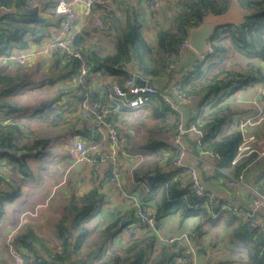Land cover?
Segmentation results:
<instances>
[{"label":"trees","instance_id":"1","mask_svg":"<svg viewBox=\"0 0 264 264\" xmlns=\"http://www.w3.org/2000/svg\"><path fill=\"white\" fill-rule=\"evenodd\" d=\"M237 1L249 10V15L239 25L217 27L209 39L210 50L192 70H188L187 66L183 71L184 65L180 66L183 74L178 81L186 94L198 96L195 104L187 108L185 121L186 127L195 124L202 133L199 142H192L194 151H210L217 155L219 164L231 168L233 177H237L239 172L245 175L250 163L261 164V173H257L249 184L252 188L264 190V156L256 160L249 156L232 164L241 142V133L238 129L227 130L224 127L234 111L227 98L234 91L264 79V0ZM54 3L52 2V7ZM229 3L230 0H173L160 9L153 10L142 0H127L115 5V11L108 9L104 13L100 28L95 26V19L90 18V23L73 38V46L81 49L88 58L87 83L83 92L87 91L91 100L104 101L107 87L113 83L122 84L132 74L148 76L150 79L161 76L170 78L177 70L175 65L181 55L179 46L187 40L188 29L197 26L208 13L224 12ZM0 4L13 9L0 14V43H4V49L27 46L28 42L25 43L23 39L25 34H29L34 41H40L48 34L50 26H57V22H52V17L47 16V12L43 10L44 5L40 14L38 6H33L30 0H0ZM159 15L163 16L162 22L158 20ZM147 29H153L152 40L148 39ZM93 35L97 40L89 41ZM108 37H111L109 42L112 46L109 52L108 47L97 44L100 39L108 40ZM235 55L246 59L244 64L234 61L232 65L224 66V61ZM77 68V60L59 51L53 53L50 64L43 71L38 67L33 70L19 66L12 70L0 67V162L3 161L5 169L7 168V173L0 171V217L4 204L12 202L19 195V186L12 185L8 174L31 176L32 168L28 160L39 156L42 158L40 150L49 144L48 138L36 135L37 130L43 125L56 126L60 123L85 121L76 103L82 95L70 83ZM33 73L38 75L36 80L32 79ZM95 73L107 74L110 78L108 84L100 87L90 84V78ZM20 89H25L22 91L29 94L27 97L31 96L30 99H40L32 100L35 103L33 106L14 100ZM152 101L150 113L158 122L147 129L142 149L148 154V158L134 170V176H138L150 188H163L162 197L153 212L156 225L168 213H179L182 218L208 217V212L187 189V185H181L177 174L184 170L170 165L176 155L175 149L162 141V135H172L175 132L178 113L158 96H153ZM22 115L27 117L26 123L18 122L17 119ZM32 122L36 124L32 125ZM78 132L90 139L91 143L97 141L98 135L86 124ZM119 139L121 142V136ZM128 139V136L127 139L124 137L126 143ZM121 149L130 152L131 146L124 144ZM105 151L100 147L99 152L90 153L97 158ZM95 196L96 189L93 188L79 198L73 195L69 197V203L64 207L66 210L56 224L59 239L56 245L60 249L53 255V248L44 247L46 257L37 256L38 264L72 262L71 256L77 254L84 245L87 232L84 222L96 202ZM240 220L242 224L237 229L240 232L238 237L250 245L248 260L252 264H264L261 233L247 232L241 217ZM115 224L116 222L109 224L103 233H108ZM28 236L29 240H37L32 238L33 234ZM24 238V235L16 234L13 242L23 243ZM151 242L150 240L149 245L143 246L134 241L124 256L109 253L95 258L93 264L190 263L189 260H182L185 257L182 246H178L177 252L163 247L160 253L151 256L146 249H151Z\"/></svg>","mask_w":264,"mask_h":264},{"label":"crops","instance_id":"2","mask_svg":"<svg viewBox=\"0 0 264 264\" xmlns=\"http://www.w3.org/2000/svg\"><path fill=\"white\" fill-rule=\"evenodd\" d=\"M30 1L33 6H38L40 14H42V6L44 5L43 10L47 12V16L52 15L51 11L53 7L51 5L55 0ZM132 1L133 0H131V2ZM76 3V9L81 14L83 5L80 2ZM166 3L167 2H164L163 4ZM112 6L113 4L110 7ZM10 10L11 8L7 10L2 9L0 10V14ZM113 10L115 11V9ZM11 11H13V9ZM115 14L117 13L115 12ZM51 17V21L56 22L54 17ZM90 18L94 20V14L88 15L86 18H83V16L79 17L73 28L75 35L90 23ZM1 24L0 22V27ZM54 28V26H50L48 28V34L40 41H34L29 34H25L23 39L24 42L27 41L28 44L23 48H34L39 46L45 38L50 36L51 30ZM148 30H152L153 32V29H147L146 34ZM95 35L91 38H95ZM90 39L89 41H91ZM194 57V52L189 50L182 51L179 62L175 65L177 70L170 78L167 76L153 77L148 80V84L157 89L164 90L165 92L168 91L171 95L170 91L172 84L181 78L184 69H186ZM51 60L52 58L46 59L39 56L30 61L27 66L19 67L25 69L29 68L31 70L38 67L43 71L48 67ZM237 62L240 63L239 60H237ZM243 63L244 62H241V64ZM183 65L184 68L183 71H181L182 68H180V66ZM0 67H6L7 70H12L14 67H18V65L7 63L3 65L0 64ZM128 67H131V65L128 64ZM37 77V73H33L32 79L36 80ZM109 80L110 78L107 74L95 73L90 78L89 83L100 87L101 85L108 84ZM172 99L176 102V109L174 111H177L185 124L188 115L187 108H191L196 100L189 104H182L177 102V99L173 96ZM227 100L232 103L234 111L230 116L228 124L224 127L227 130H239L240 120L255 116L258 113H264V87L262 82L246 85L234 91ZM25 104L32 105L35 103L29 102ZM151 109L152 104L135 111L112 112L108 116V119L116 126L119 136H121V146L124 144L131 146L130 152L123 149L129 156L120 152L117 157L119 176L123 189L126 193L135 196L144 209L153 213L162 197L163 188L161 186L150 188L146 186L142 180L138 179V176H134V170L148 158V154L142 149L147 129L158 122L157 119L152 117L150 113ZM22 120L25 121V123L28 121V119L25 118H22ZM84 120V122L60 123L56 126L43 125L37 130L38 133H36V135L38 137L43 135L48 138L49 144L53 142L65 156H62L60 160L58 157H55L54 159L44 162L41 161L42 158L40 156L30 158L28 160L30 167L33 168L36 166L37 170L32 171V175L29 177H21L14 173L8 174L11 178L12 185L19 186V195L12 202L6 203L8 206L5 210L3 209L4 217H7L8 213L10 214V217L7 218L10 220L6 222L7 232L14 226L13 224H17L18 214L21 215L24 212L33 210L35 207L44 204L47 198H49L50 203L58 191L61 192L62 199L67 195L63 204L57 205L55 200L51 203L53 205L47 212L38 213L36 218L32 216L34 217L33 220H37L33 221L31 225L28 224V226H26L27 230H23V233L20 232V234L22 233V235L26 237L24 238V242L18 244L16 247L22 259L25 257L28 259V257L33 254L35 256L34 259H36L35 263H37V256L45 258L46 254L44 252V247L46 249H50L51 247L44 244V239L40 238L41 235L37 233V226L51 222L50 231L51 233L54 232L51 235L52 239L59 241L56 224L66 210L64 207L68 205L69 197L73 195L79 198L95 188L96 202L90 213L86 215L84 222V226L87 229L84 236V245L78 250L77 254L71 256L70 259L72 262L70 264H93L95 258L98 256H105L109 253L124 256L126 254L125 251L134 241L140 242L141 245L146 246L150 244V240L152 241V247L151 249H146L151 256L160 253L163 247H169L170 250L177 252L176 249L178 246L182 245L183 249L189 247L195 249L193 257H190L194 264H252L248 260V253L251 249L250 245L239 239L238 236H240V232L237 229L242 224L240 217L243 220L244 213L252 208V187L249 183L257 173H261V164L258 163L255 165L250 163L248 166L249 170H247L243 180L230 184V180L235 178L231 173V168L220 165L217 157L206 151H199L196 153L192 146V142H196V134L192 131L187 132L184 138L187 149L183 157L184 164L195 168L205 187L211 189L220 200L231 201L238 208L239 212L238 214H232L224 211L217 217L208 215V217L187 216L184 218H182L179 213H168L158 220L156 231L149 233L148 229L141 225L138 218L128 209L127 198L116 192L113 185L104 183V177L108 171V164L105 161L97 158L94 164H87L73 162L69 158L68 148L76 138L81 139L85 145H90V139L82 136L78 132L81 128H84L85 124L90 126L87 118H84ZM166 121L168 122L169 119H166ZM244 132L258 138V140L262 142V148L264 149V117L246 125ZM99 136L100 134L97 137ZM127 136L129 137V141L126 143L124 137L127 139ZM162 136L163 140H167L171 134H164ZM97 139L99 140L100 138ZM102 142L99 148L101 147V149L106 150L107 143L105 141ZM136 154L140 155L139 160L135 158ZM34 163L35 166H33ZM40 163H42V166ZM77 163L82 164L79 169L75 168V164ZM2 170L7 173V168L6 170ZM48 170H50V172ZM36 173L37 176H35ZM37 177L38 179L36 180ZM177 177L180 179L182 186L188 184L186 171L179 172ZM6 188L4 191L7 190ZM44 188L47 189L44 190ZM41 210L42 209H39V211ZM56 214H58L57 217ZM257 216L264 224V207L258 209ZM35 222H37V225ZM113 222H116V224L108 233L104 234L105 228ZM28 230L30 231L29 233L27 232ZM188 233L192 234L190 243H186L185 240L181 238ZM29 234H33L32 238H37V240L33 241V239H27V237H30L28 236ZM149 237L152 238L149 239ZM170 238H180V240L170 242ZM7 254L12 259L9 252H7ZM12 261L14 262L13 259Z\"/></svg>","mask_w":264,"mask_h":264},{"label":"built area","instance_id":"3","mask_svg":"<svg viewBox=\"0 0 264 264\" xmlns=\"http://www.w3.org/2000/svg\"><path fill=\"white\" fill-rule=\"evenodd\" d=\"M127 0H55V4L52 8V15L56 17L57 26L51 30L50 36L45 38L39 46L34 48L12 47L10 49H4V43H0V64L13 63L18 66H27L30 61L41 56L46 59H51L53 53L56 51L61 52L67 57L74 58L78 62V68L75 74L72 76L70 83L76 88V92L81 94V99L76 102L78 111L83 117L87 118L90 123V128H93L95 135H99V140L86 146L84 142L76 138L72 145L68 148V156L73 162H82L87 164H94L97 158L105 161L108 164V171L104 177V183L113 185L116 192L123 195L128 200V209L132 211L133 215L138 218L141 225L146 227L150 231H156L157 225L152 212L144 209L140 201L124 191L123 185L119 176L117 157L122 152L126 156H129L121 149V142L116 126L108 119V116L112 112H130L140 109L142 107L150 106L152 104V97L158 96L168 107L172 110L176 109V102L172 99V96L177 99V102L182 104H189L194 100H197L198 96L186 94L182 88L181 83L176 81L171 86V95L168 92H159L157 88L148 84L150 77L140 76L132 74L130 79H127L122 84H111L107 87L106 98L103 101L91 100L87 91L83 92V88L87 83L88 76V58L86 54L79 48L73 46V38L75 33L73 32L74 25L78 21L80 16L86 18L88 15L94 14L95 26L97 28L102 27L104 13L108 10L112 4L118 5L121 2ZM173 0H142L144 4H148L151 8H158L164 2H171ZM76 2H80L83 5L81 14L76 9ZM7 10L8 8L0 4V10ZM208 51L209 40L207 41ZM192 51L187 43V40L182 42L179 46V51ZM193 52V51H192ZM195 57L188 65V70H192L197 62L202 61L205 54L195 53ZM140 76L143 84L135 83V78ZM264 87V79L262 81ZM264 117V113H258L252 117H246L240 120L239 131L241 133V142L237 146L236 154L231 163L236 164L239 160L253 156V159H259L264 156V149L262 148V142L258 140L254 135H249L244 132L246 125L251 124L254 121H258ZM194 132L196 134V140L202 135L201 130L195 125L191 124L186 127L182 121V117L178 115V123L176 125L175 132L167 139L162 140L176 151V155L171 161L170 165L176 168H182L187 173L188 184L187 189L193 193L199 204L203 206L208 214L212 217H217L220 213L227 211L232 214H238V208L229 200H220L216 197L211 189L205 187L204 183L200 179L198 172L195 168L189 167L184 164L183 157L185 156L187 149L184 143V138L187 132ZM105 141L107 143V149L104 153H101L95 158L91 155V151H98L99 146ZM211 155L218 158L217 155L210 151H206ZM135 158L139 160L140 155L136 154ZM4 162H0V171L4 170ZM243 173L239 172L237 177L230 180V184L234 182H241L243 180ZM257 188H251L252 208L246 211L243 215L245 228L247 232L258 231L261 233V237L264 243V224L259 220L257 211L259 208L264 207V190L259 193ZM30 211L24 212L19 217L18 223L7 232L6 241L10 247L9 254L16 264H22L23 259L18 251L13 247V237L24 227V222L27 220L28 215H31ZM182 240L186 243H190L192 234L188 233L183 235ZM180 240V238H170L169 241ZM185 245V244H184ZM182 246V245H180ZM264 254V244H263ZM195 249L193 247L185 248V257L182 259L184 262L189 260L190 264H194L190 257H193Z\"/></svg>","mask_w":264,"mask_h":264},{"label":"rangeland","instance_id":"4","mask_svg":"<svg viewBox=\"0 0 264 264\" xmlns=\"http://www.w3.org/2000/svg\"><path fill=\"white\" fill-rule=\"evenodd\" d=\"M172 2V1H171ZM167 3H170V2H167ZM163 5H165V4H163L162 3V5H159V7L157 8V9H160L161 8V6H163ZM108 9L109 10H113V9H115V5L114 6H112V7H108ZM153 10H155V8H153ZM158 20L159 21H163V16H161V15H159L158 16ZM147 35H148V38L150 39V40H152L151 38L153 37V32H152V30H148L147 31ZM110 38L111 37H108V40L107 39H100V41H98L97 42V44H102V46H104L105 48H107L108 47V49H107V52H109L110 51V48L112 47L111 45H110V42H109V40H110ZM91 41H95V40H97L96 38H91L90 39ZM237 60H239L240 61V63L241 62H245L246 61V59H243V57H241V56H239V55H235V56H231V58L230 59H227L226 61H224V66L225 65H227V66H229V65H232V63L234 62V61H237ZM244 64V63H243ZM242 64V65H243ZM22 90H24V89H20V91H19V93H17L16 94V97H14V100H16V101H18V102H23V103H29V102H32V100H39L38 98L37 99H30V97L28 96L27 97V95H29V94H27L26 92H24V91H22ZM33 105V104H32ZM22 118H25V119H27V117H25L24 115H22L20 118H18L17 120H18V122L19 123H23V122H25V121H23L22 120ZM25 124V123H24ZM32 125H34L35 124V122H32L31 123ZM22 125V124H21ZM28 126H29V123L27 124ZM29 128H31V126H29ZM33 129V128H32ZM66 141V140H65ZM64 142V141H63ZM86 146H89V145H86ZM40 154H41V156H42V159H41V161L42 162H44V161H48V160H51V159H54L55 157H58V159L60 160L61 159V157L63 156H65L64 155V153H62L61 152V150L56 146V145H54L53 144V142L52 143H50L48 146H46L45 148H43V149H41L40 150ZM50 158V159H49ZM57 159V160H58ZM53 162H55V161H53ZM36 163V162H35ZM35 163H34V165L33 166H35ZM37 164V163H36ZM40 165L42 166V163H40ZM36 168V166L35 167H33L32 168V171H36L37 170V168ZM6 170V169H5ZM49 172H50V170H48ZM52 171V170H51ZM35 176H37V173H36V175ZM38 179V177L36 178V180ZM47 188H44V190H46ZM63 189V188H62ZM64 191H66V190H64ZM66 196L67 195H65V197L62 199V194H61V192H57L55 195H54V197H53V199L50 201V203H49V198H47V200L44 202V204H41L40 206H37V207H35L33 210H30V212L31 213H33V214H31V215H28V217H27V220L24 222V227L17 233V234H19L20 232H22L23 233V230L25 231V229H26V226H28V224L29 225H31L32 223H33V221H36L37 219H35V220H33L34 219V217H32V216H35V218H36V216H38V213L40 214V213H44V212H47L48 211V209L53 205V204H51V203H53L55 200V202H57V205H59V204H63L64 202H65V199H66ZM6 204V203H5ZM4 204V210L7 208V204L5 205ZM39 209H42L41 211H39ZM28 212V211H27ZM4 213V212H3ZM23 214V213H22ZM21 214V215H22ZM47 215H48V213H47ZM57 215L58 214H56V217H57ZM8 217H10V214L8 213V215H7V217H4L3 216V214L1 215V217H0V264H15L13 261H12V259L8 256V254H7V252H9V250H10V247H9V245L7 244V241H6V234H7V228H6V222H8L10 219H7ZM19 217H20V214H18V221H19ZM7 219V220H6ZM15 221H16V219H15ZM18 221H17V223H18ZM36 223V225H37V222H35ZM50 223L51 222H49V223H45L44 225H41V226H37V233L38 234H40L41 235V237L40 238H42V239H44V244L45 245H47L48 247H51V248H53V255H54V252L55 251H58L59 249H60V247H57V245L56 244H58L59 243V241H55V240H53L52 239V234L54 233H51V227H50ZM14 226L16 225V224H13ZM11 226H12V224H11ZM11 226H9V227H11ZM13 226V227H14ZM53 231V230H52ZM9 232V231H8ZM21 233V234H22ZM50 240V241H49ZM54 241V242H53ZM18 246V244H16V243H14L13 242V247L16 249V247ZM7 249V250H6ZM183 254H184V249H183ZM185 255V254H184ZM33 256V257H32ZM32 256H30V257H28V259L25 257L24 259H23V264H37V263H35L34 262V258H35V256L32 254ZM94 262H95V260H94ZM190 264V263H189Z\"/></svg>","mask_w":264,"mask_h":264},{"label":"water","instance_id":"5","mask_svg":"<svg viewBox=\"0 0 264 264\" xmlns=\"http://www.w3.org/2000/svg\"><path fill=\"white\" fill-rule=\"evenodd\" d=\"M248 15V9L241 6L237 0H230L224 12L218 14L208 13L197 26L188 29L187 43L189 48L197 54H206L208 52L207 41L214 35L217 27L239 25ZM135 83L143 84L140 76L135 78ZM81 165V163H77L75 168L79 169ZM259 193L261 194L262 190Z\"/></svg>","mask_w":264,"mask_h":264}]
</instances>
